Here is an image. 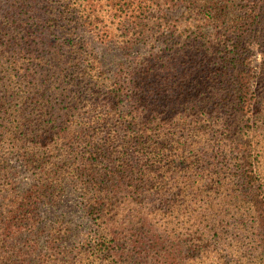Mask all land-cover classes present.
Segmentation results:
<instances>
[{
    "label": "trees",
    "instance_id": "obj_1",
    "mask_svg": "<svg viewBox=\"0 0 264 264\" xmlns=\"http://www.w3.org/2000/svg\"><path fill=\"white\" fill-rule=\"evenodd\" d=\"M133 258L264 264V0H0V264Z\"/></svg>",
    "mask_w": 264,
    "mask_h": 264
},
{
    "label": "rangeland",
    "instance_id": "obj_2",
    "mask_svg": "<svg viewBox=\"0 0 264 264\" xmlns=\"http://www.w3.org/2000/svg\"><path fill=\"white\" fill-rule=\"evenodd\" d=\"M89 41V39H87ZM93 47L97 49L104 60H106V64L111 60V57H115L119 59L117 53L110 47V50L106 47L100 46L98 43L90 40ZM114 58V59H115ZM260 62V56L258 55L254 59V66L256 67ZM109 64V63H108ZM17 172H19L18 180H20L21 184L28 183V178H25L26 175L21 167L14 165ZM78 197L76 194L69 192L61 198V202L54 207H42L39 212L42 215V224H48L57 219H63L69 223V227L73 234L68 238V241L65 242L66 246H70L72 241H84L89 238L90 231L92 229L91 222L84 217L81 209H79L78 205ZM136 258H133L125 264H132ZM148 262V261H147ZM150 263V262H148ZM153 264V263H151Z\"/></svg>",
    "mask_w": 264,
    "mask_h": 264
}]
</instances>
